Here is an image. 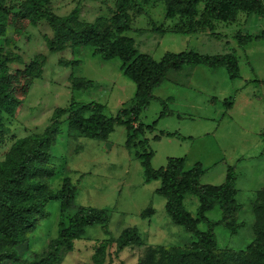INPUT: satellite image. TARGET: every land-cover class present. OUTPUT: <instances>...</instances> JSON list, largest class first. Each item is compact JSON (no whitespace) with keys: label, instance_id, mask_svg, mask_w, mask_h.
<instances>
[{"label":"rangeland","instance_id":"obj_1","mask_svg":"<svg viewBox=\"0 0 264 264\" xmlns=\"http://www.w3.org/2000/svg\"><path fill=\"white\" fill-rule=\"evenodd\" d=\"M51 6L58 15H66L77 7L80 20H97L103 29L111 31L114 0H51ZM139 10H131V27L124 32L134 39L138 52L148 53L156 60L168 52L188 50L207 55L234 53L237 58L239 76L235 79L229 78L224 67L187 65L179 71H169L153 88L155 99L141 112L139 121L145 125L157 121L152 131L144 132L146 149L152 152V168L164 166L168 157H186L185 169L199 162L205 169L200 182L217 185L223 182L226 167H234L236 199L240 204L236 219L240 225L234 234L221 225L214 232L218 247L244 249L254 236L252 209L264 183V145L260 137L264 130V43L253 38L241 46L237 37L259 34L264 29V18L239 12L234 21L216 22L212 31L179 34L172 31L178 20L164 16L163 0L140 4ZM20 23L26 26L18 38L12 27L7 29V40L0 38V45L11 58L8 72L14 73L37 58L42 74L33 79L27 94L17 96L22 101L15 114L3 113L5 131L0 134V161L15 139L42 132L51 123L55 108L67 107L71 101L94 102L103 105L106 116H115L130 106L135 92V84L121 69L119 58L103 59L87 45L68 44L61 51L50 52L45 37L52 38L53 32L45 21L36 25L27 24V20ZM71 60L75 62L68 64ZM78 79L91 80V85L73 90L72 80ZM167 96L172 98L168 100ZM225 99L232 102L230 108L223 103ZM164 104L171 114L160 117ZM161 131H175L176 135L155 139ZM178 132L189 137L180 138ZM125 141L126 129L121 124L115 125L107 139L96 140L71 133L62 122L49 148L51 159L47 167L54 174L46 182L56 191L68 177L75 186L74 201L62 218L60 202L49 200L25 241L17 246L21 261L4 260L0 264H28L34 254L44 256L57 235L58 223L66 222L81 206L105 209L108 222L87 227L58 264H94L92 256L103 243L107 247L102 264H136L149 246L191 243L193 235L166 214L165 199L155 192L159 181L144 180L143 167L135 156L136 151L142 150L133 143L127 147ZM184 204L195 216L197 198L187 195ZM148 207L153 214L142 218L140 213ZM207 217L216 220L220 211L214 209ZM198 226L206 229L203 223ZM130 227L137 230L140 244L118 249L116 238Z\"/></svg>","mask_w":264,"mask_h":264},{"label":"trees","instance_id":"obj_2","mask_svg":"<svg viewBox=\"0 0 264 264\" xmlns=\"http://www.w3.org/2000/svg\"><path fill=\"white\" fill-rule=\"evenodd\" d=\"M150 0H114V12L110 17L111 31L101 27L97 20H80L79 8H73L66 15H58L51 6V0H0V38L6 39L8 27H12L18 38L27 24L36 25L45 21L52 29L53 37H45L50 52L71 47L91 46L94 55L103 59L119 58L121 69L134 82L135 92L131 104L122 108L115 116H106L100 103L80 104L71 101L67 107L55 108L51 123L40 133H32L15 139L5 158L0 161V262L9 260L20 262L17 246L25 241L36 220L43 215V209L49 200L60 202L61 217L71 207L75 197V186L65 177L59 189L49 188L46 179L54 174L47 167L51 156L49 148L65 122L67 129L82 137L105 140L121 124L126 129L125 145L139 147L135 152L143 167L144 180H158L155 192L165 199L164 209L170 220L190 232L194 240L187 245L147 247L136 264H264V183L257 192L253 204V239L244 248L234 250L220 248L217 244L214 228L223 226L231 234L237 232L239 223L236 213L240 204L236 199V172L233 166L226 167L225 177L220 184H203L200 178L205 169L201 163H194L185 169L186 157H168L166 164L159 168L150 166L152 152L146 149L145 130L152 131L157 121L145 125L139 121L141 112L155 99L152 90L158 86L169 71H179L184 66L205 65L211 68L224 67L229 78L239 76L237 58L234 53L207 55L195 51L165 53L159 60L148 53L138 52L132 37L124 35L130 29L131 10L139 9ZM165 18L177 19L172 31L179 34H191L214 29L216 22L234 21L239 12L255 14L264 18L263 0H163ZM201 4V8L199 5ZM113 29V31H112ZM238 43L243 46L253 38L264 43V29L259 34H239ZM11 58L0 45V134L5 131L2 123L3 113L15 114L21 104L17 96L27 94L34 78H40L42 67L37 58L14 73L8 72ZM75 61H68L72 64ZM44 63V62H43ZM61 63V60H60ZM91 85V80H72V89ZM165 101L163 100L164 103ZM230 108L231 101L223 102ZM164 104L160 117L171 114ZM63 116L65 119L62 120ZM135 123H138L135 125ZM171 136L176 133L160 132L155 135ZM179 135V134H178ZM140 136L141 139L139 138ZM264 145V130L260 133ZM187 195L197 198L195 216L187 210L184 200ZM218 209L220 217L211 220L207 213ZM151 207L145 208L140 216L150 217ZM109 219L105 209L79 207L67 221L58 223V232L50 243L46 254H34L28 264H58L63 254L73 249L74 241L80 239L87 227L106 225ZM203 223L206 229L199 228ZM118 249L140 244V236L135 228L123 229L116 238ZM106 243L100 244L92 256L94 264L103 263Z\"/></svg>","mask_w":264,"mask_h":264},{"label":"crops","instance_id":"obj_3","mask_svg":"<svg viewBox=\"0 0 264 264\" xmlns=\"http://www.w3.org/2000/svg\"><path fill=\"white\" fill-rule=\"evenodd\" d=\"M171 98H172L171 96H167V99H168V100L171 99ZM164 99H165V98H164ZM154 128H155V127H154ZM161 132H162V131H161ZM164 132H169V131H164ZM174 132H175V131H174ZM174 132H171V133H174ZM178 134H179V132H178ZM180 134H181V133H180ZM180 134H179V135H180ZM164 136H165V135H164ZM166 137H167V136H166ZM185 137L188 138L189 136H184L183 134L180 135V138H185Z\"/></svg>","mask_w":264,"mask_h":264}]
</instances>
